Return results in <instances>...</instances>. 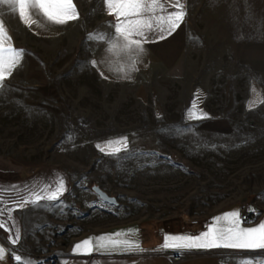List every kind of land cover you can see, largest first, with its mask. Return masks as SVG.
<instances>
[{"label": "crops", "instance_id": "0c3cea01", "mask_svg": "<svg viewBox=\"0 0 264 264\" xmlns=\"http://www.w3.org/2000/svg\"><path fill=\"white\" fill-rule=\"evenodd\" d=\"M184 2L186 17L178 29L166 39L145 43L134 69L124 72L90 63L109 59V54L107 43L90 40L89 34L115 35L114 17L104 0H73L77 19L64 24L45 21L44 27L27 26L18 12L0 4V21L11 44L23 50L20 63L4 80V84L11 82L0 88V247L6 250L0 264H23L14 256L32 254L25 249V240L30 232L39 234L48 225L46 215L52 212L47 209L62 207L57 216L64 219L65 205L71 201L75 219L77 211L84 213L77 221L111 219L87 229L77 224L54 255V264H264L260 249L161 248L165 236H198L225 213L238 212L239 219L242 209L252 213L253 220L240 219L243 228L264 222V103L251 110L247 106L253 98L252 80L264 98L263 72L251 67L264 62V56L252 51L250 70L242 74L237 55L194 56L188 51L242 45L264 48V0ZM226 22L237 25L226 28ZM241 22L248 23L247 42H242L246 37ZM225 62L238 65L225 71L219 65ZM194 104L203 118H188ZM122 137L127 138V149L115 155L97 147ZM136 158L156 159L141 166L154 169L159 180L180 175L184 182H194L190 191L195 196L185 194L174 204L159 200L153 204L189 209L140 219L126 214L117 220L113 213L102 211L106 208L97 212V194L87 183L94 180L106 190L102 179L111 182L123 172L120 168L127 173ZM60 179L65 191L57 200L18 207L21 197L30 199L44 188L54 191ZM223 180L228 184L221 185ZM136 194L141 193L136 190ZM209 206V211L193 213L194 207ZM45 209L48 214H43ZM16 229L20 239L12 243ZM101 236L131 239L138 247L107 242L99 247L93 240L90 251H74L79 242ZM171 252H185L186 257L172 262Z\"/></svg>", "mask_w": 264, "mask_h": 264}, {"label": "snow or ice", "instance_id": "6c2138e0", "mask_svg": "<svg viewBox=\"0 0 264 264\" xmlns=\"http://www.w3.org/2000/svg\"><path fill=\"white\" fill-rule=\"evenodd\" d=\"M109 15L114 17V38H108L103 33H90L88 39L105 41L108 45L106 51L109 59L97 62L90 61L97 66L102 63L109 71L124 72L125 68L133 70L137 59L145 52V43L155 42L157 39H166L182 24L186 17V5L184 0H104ZM13 12H18L21 22L31 27L38 25L44 27V22L50 24H64L69 20L78 18L73 0H0ZM23 50L16 49L11 44V38L6 26L0 21V88L4 80L11 74L22 59ZM120 57V60L114 59ZM126 59L130 63L121 64ZM250 93L252 99L247 101L251 110L258 103H264L255 87V81H250ZM189 119L203 118L196 104L189 109ZM71 139V138H70ZM126 137L104 142L101 151L109 155H115L122 149H127ZM65 191L62 179L56 182L54 191L46 188L40 192H34L30 199L21 197L18 207L38 204L41 200H57ZM43 193V195H41ZM218 223L210 226L208 230L198 236H165L161 248L170 249H200V248H235V249H260L264 250V222L258 226L243 228L238 212L225 213L221 217L214 218ZM226 222V223H225ZM2 226V225H0ZM129 233L134 230H127ZM120 235V234H114ZM19 230L16 229L12 243H18ZM96 240L99 247H104L105 242L117 245L123 244L128 248L138 247L131 239L114 240L107 236L88 238L74 246V251L84 248L90 251L89 245ZM6 250L0 247V260L4 258ZM14 259L21 261L20 256Z\"/></svg>", "mask_w": 264, "mask_h": 264}, {"label": "rangeland", "instance_id": "374dc122", "mask_svg": "<svg viewBox=\"0 0 264 264\" xmlns=\"http://www.w3.org/2000/svg\"><path fill=\"white\" fill-rule=\"evenodd\" d=\"M192 17V16H191ZM199 17V16H197ZM229 19L230 17H224V19ZM247 18V16L242 17ZM231 19V18H230ZM229 19V20H230ZM226 28H232L236 26V23H223ZM222 24V25H223ZM241 28H242V35L246 37V40H242V42H247V36H248V23L241 22ZM239 25V26H240ZM231 31L227 30L226 33H230ZM257 51V54H261L264 56V48H249L248 46H240V47H231V46H224V47H193L190 48L188 51L190 54L194 56H214V55H224V56H232L237 55L236 57L240 58V70L243 74V72H247L250 70V64L248 62L249 54L252 51ZM201 65H205L204 63H194L195 67H200ZM211 65V64H209ZM225 71L231 70L233 65H238L237 63H220ZM256 65V69L258 71L263 72L264 76V62H258L257 64H251V67H254ZM10 80H6V83L3 85L7 87L9 85ZM242 82H244V79H241ZM11 82V81H10ZM156 159L151 158H136L132 160L130 165L127 167V173L124 172L126 168H120L121 173L117 174L113 177V179H109L111 182L106 180V178H103V182H106L105 188L108 194L114 195L117 204L113 203H107L106 201H102L98 195L95 198L96 203V211L100 212L99 209L106 208L107 211L102 210L103 212H108L110 214L113 213V215H116L115 219H122L124 218L126 214V218H135L140 219L152 215H165V214H172L173 212L179 211V210H188V207L179 206V205H170L168 206H154V202L159 200V202H166V203H178L180 202V199L178 197L183 198L185 194H191L192 196H195V191H190V187L194 184V182H184V179L180 175H171L169 179H172V184L169 185V179L166 177L158 179V176H154L153 172L154 169H143V166H141L144 163L154 164ZM141 166V167H140ZM165 169V167L161 168V172ZM119 170V172H120ZM153 172H152V171ZM160 170V169H159ZM168 177V176H167ZM227 177V176H225ZM230 178V176H229ZM160 181L162 182L160 185ZM178 183V184H177ZM227 185L228 183L226 180L222 181L223 185ZM93 184H97L94 180L89 181L87 183V187L91 189V186ZM177 184V185H176ZM157 185V187L155 186ZM224 185V186H225ZM166 186V187H165ZM194 186V185H193ZM132 188L135 193L128 190ZM157 188V189H156ZM165 188V189H163ZM136 190L141 193L140 196L136 194ZM93 192V191H92ZM174 199V200H173ZM227 201V200H225ZM72 201L67 202L64 208V219H61V216H57V211L61 208L51 207L48 208L49 212L52 216H47L46 219L48 220V225L41 228V232L38 234L36 232H30L29 238L25 240L27 247L25 248L30 253L29 255H22V259L24 261L23 264H54L55 256L60 250L62 243L66 242L68 233H72L76 229V225L78 224L81 229L84 228H90V227H100L104 226L108 221H110L111 217H108V221L100 219V217H97L96 221L94 223H90L87 218H80L79 221H77L79 218L78 216H82L84 213L83 210H81L80 214L79 211H77V220L74 218L76 216H72ZM208 209V210H207ZM212 207H194L192 208L193 213L200 214L201 211H209ZM46 209L43 210L46 214ZM87 212V209L84 210V212ZM92 211V210H91ZM113 211V212H112ZM48 212V213H49ZM89 212V211H88ZM47 213V214H48ZM110 216V215H109ZM110 218V219H109ZM80 222V223H78ZM57 224V225H56ZM64 230V231H63ZM61 231V232H60ZM60 232V233H59Z\"/></svg>", "mask_w": 264, "mask_h": 264}, {"label": "built area", "instance_id": "2783aa9c", "mask_svg": "<svg viewBox=\"0 0 264 264\" xmlns=\"http://www.w3.org/2000/svg\"><path fill=\"white\" fill-rule=\"evenodd\" d=\"M240 219L242 221H250L254 219V215L250 213L247 209H242L240 212ZM168 256L170 258V261L176 262L186 257V254L185 252H171L168 253Z\"/></svg>", "mask_w": 264, "mask_h": 264}, {"label": "water", "instance_id": "95a60500", "mask_svg": "<svg viewBox=\"0 0 264 264\" xmlns=\"http://www.w3.org/2000/svg\"><path fill=\"white\" fill-rule=\"evenodd\" d=\"M91 189L104 201L116 204L117 200L114 195L108 194L106 191H104L102 188H100L98 185L93 184L91 186Z\"/></svg>", "mask_w": 264, "mask_h": 264}]
</instances>
